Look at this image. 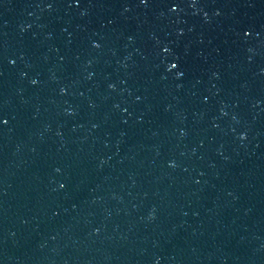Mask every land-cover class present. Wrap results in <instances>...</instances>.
Instances as JSON below:
<instances>
[{
	"label": "water",
	"instance_id": "1",
	"mask_svg": "<svg viewBox=\"0 0 264 264\" xmlns=\"http://www.w3.org/2000/svg\"><path fill=\"white\" fill-rule=\"evenodd\" d=\"M0 264H264V0H0Z\"/></svg>",
	"mask_w": 264,
	"mask_h": 264
}]
</instances>
